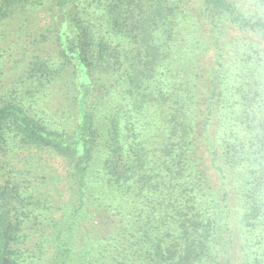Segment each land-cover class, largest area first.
Returning <instances> with one entry per match:
<instances>
[{
  "label": "trees",
  "instance_id": "trees-1",
  "mask_svg": "<svg viewBox=\"0 0 264 264\" xmlns=\"http://www.w3.org/2000/svg\"><path fill=\"white\" fill-rule=\"evenodd\" d=\"M0 40V264H264V0H0Z\"/></svg>",
  "mask_w": 264,
  "mask_h": 264
},
{
  "label": "rangeland",
  "instance_id": "rangeland-1",
  "mask_svg": "<svg viewBox=\"0 0 264 264\" xmlns=\"http://www.w3.org/2000/svg\"><path fill=\"white\" fill-rule=\"evenodd\" d=\"M46 19H45V14L43 13H37L35 16H30L29 17V23L31 22V25L33 24V26L37 25H43L45 23ZM7 43V44H6ZM4 43L2 40H0V48L2 47H7L10 44V42ZM16 53V52H15ZM8 79V76L3 75L2 73H0V85L6 83L5 81ZM54 160V161H53ZM50 162H52V164L56 167H58V170L61 171L63 166V163L58 160V158H52L50 160Z\"/></svg>",
  "mask_w": 264,
  "mask_h": 264
}]
</instances>
